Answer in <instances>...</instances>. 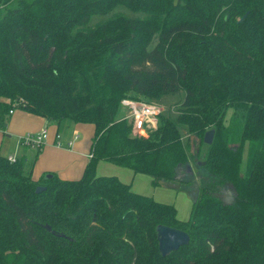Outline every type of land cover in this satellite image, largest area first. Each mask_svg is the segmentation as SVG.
I'll return each mask as SVG.
<instances>
[{
	"label": "trees",
	"instance_id": "1",
	"mask_svg": "<svg viewBox=\"0 0 264 264\" xmlns=\"http://www.w3.org/2000/svg\"><path fill=\"white\" fill-rule=\"evenodd\" d=\"M118 6L147 14L90 24ZM178 91L146 135L119 114L124 98ZM18 108L94 133L78 179H34L25 156L0 154V264H264V0H0L1 130ZM99 160L194 189L188 217L97 175ZM160 224L188 243L161 255Z\"/></svg>",
	"mask_w": 264,
	"mask_h": 264
},
{
	"label": "crops",
	"instance_id": "2",
	"mask_svg": "<svg viewBox=\"0 0 264 264\" xmlns=\"http://www.w3.org/2000/svg\"><path fill=\"white\" fill-rule=\"evenodd\" d=\"M85 126H88L87 129ZM43 128L46 129L47 135L41 147L18 143L20 136L37 133ZM59 128L60 123L47 122L42 116L24 111V109L22 112L16 113V109H14L9 115L5 128L0 129V154L13 155L15 158L21 155L25 156V164L30 168L31 176L34 179L46 171H53L62 179H78L88 161L93 125L77 123L73 132L67 123H65L64 130L60 131ZM74 133L77 134L76 138H73ZM56 134L59 135L58 139L55 137ZM69 141L71 144H68ZM3 146L4 148H2ZM95 171L97 175L111 173L117 176L122 182L128 183L133 191L149 189L142 183L144 182L141 177L143 173L133 172L127 167L99 160ZM148 181L151 183V179ZM143 188L144 190H142ZM154 190L153 188L150 190L152 195L159 194Z\"/></svg>",
	"mask_w": 264,
	"mask_h": 264
},
{
	"label": "rangeland",
	"instance_id": "3",
	"mask_svg": "<svg viewBox=\"0 0 264 264\" xmlns=\"http://www.w3.org/2000/svg\"><path fill=\"white\" fill-rule=\"evenodd\" d=\"M117 12H121V13H123L125 15H129V16H136V15L144 16L147 14L146 12H131L130 10H128L124 7L118 6V7H116V9L113 12L107 13L106 15H93L91 20H90V24H93L97 21L103 20L104 18H106L110 14L112 15V14L117 13ZM182 97H183V92L178 91L176 93L160 94V95H156V96L155 95L154 96H139L138 98H139V101L157 104L161 109L160 114H164L167 116H173L176 113V110H177V108H178V106L182 100ZM22 110L23 109L18 108V109H16V113L22 112ZM24 111H26V110H24ZM123 111L124 110L122 108H120L119 114L122 113ZM229 114H230V111H228L227 115H229ZM157 119L158 118H156V120H155V123H154L155 125L157 123ZM65 123H67V125L70 127V130L73 132L75 124H77V123L70 122L69 120H62L60 122L59 130L62 131V129L63 130L65 129ZM79 123H81V122H79ZM84 124H91V123H84ZM87 127L88 126H85V129H87ZM154 128H155V126L153 127V125H151V131ZM76 131H77V133H79V135L82 136V134L78 130H76ZM93 133H94V126H93ZM93 133L91 136V140L93 137ZM197 142H198V139L195 136H190V151L191 152L194 149H196ZM2 148H4V146ZM246 148L247 147L245 145V147L243 149V154H242L243 166H244V161L246 159ZM29 155H30V153H29ZM200 162H201L200 157L191 158L189 160V163H188V166L190 167L191 172L187 171L188 170L187 166L185 167L186 172H188L190 174H194L193 172H195V170H196L195 166H196V164H200ZM27 168H29L28 165H27ZM41 174L37 178H39L41 176ZM105 175H112V174L111 173H105ZM141 177L144 179V182H142V183L144 185H146V187L149 189H145L146 191H136V192L149 195L153 199H155L156 201H159V202L173 204L176 208L177 217L179 219H185L188 217L189 212H190V208H191V205L193 202V198H192V195H190V193L192 192L193 194H195L194 189L190 190V189H187L186 187L176 188L175 185L168 184V183H164L163 185H153L148 181V179H151L150 176L143 174ZM37 178H35V179H37ZM152 188L155 189L154 190L155 192L156 191L159 192V194L155 193L152 195V193H150L151 192L150 190H152ZM142 190H144V188ZM217 195L223 201H231L232 200L231 186L230 185L221 186L219 188V190L217 191Z\"/></svg>",
	"mask_w": 264,
	"mask_h": 264
},
{
	"label": "built area",
	"instance_id": "4",
	"mask_svg": "<svg viewBox=\"0 0 264 264\" xmlns=\"http://www.w3.org/2000/svg\"><path fill=\"white\" fill-rule=\"evenodd\" d=\"M121 105L124 108V118L131 122V130L134 134L146 135L147 130L151 129V125L156 126L155 120L160 113V107L157 104L147 103L132 98H124L121 100ZM13 110H10L11 113ZM47 135V131L43 128L41 131L32 134H25L19 137L18 143L21 145H33L41 147L44 143ZM58 139L59 135H55ZM77 134H73V138H76ZM59 141H57L58 143ZM59 144V143H58ZM71 144V141L68 142ZM88 156L90 154L88 153ZM13 155H8L7 159L14 160Z\"/></svg>",
	"mask_w": 264,
	"mask_h": 264
},
{
	"label": "water",
	"instance_id": "5",
	"mask_svg": "<svg viewBox=\"0 0 264 264\" xmlns=\"http://www.w3.org/2000/svg\"><path fill=\"white\" fill-rule=\"evenodd\" d=\"M178 0H173V4L176 5ZM246 13L240 18L242 19ZM212 136H213V130H207L204 133L203 136V141L207 144L211 143L212 141ZM187 171L191 172L190 167L187 165ZM46 176H50L49 174ZM45 189V186L38 185L35 188L36 192H40ZM192 195L193 201L196 199V193L193 194L192 192L190 193ZM47 229H49V225H45ZM156 232H157V241H158V250L161 253V255H166L167 253L176 250L180 246L187 244L189 241V235L180 229L166 226V225H158L156 227Z\"/></svg>",
	"mask_w": 264,
	"mask_h": 264
}]
</instances>
